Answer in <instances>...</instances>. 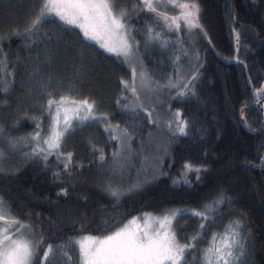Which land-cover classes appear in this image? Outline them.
Listing matches in <instances>:
<instances>
[{"label": "snow or ice", "instance_id": "snow-or-ice-1", "mask_svg": "<svg viewBox=\"0 0 264 264\" xmlns=\"http://www.w3.org/2000/svg\"><path fill=\"white\" fill-rule=\"evenodd\" d=\"M228 15L235 24V16L231 12ZM134 18L138 25L131 23ZM72 33L74 41L69 39ZM231 35L235 55L225 59L236 60L246 68L239 57L245 37L236 27L231 28ZM13 36L24 41L32 57L24 69L30 86L17 98L12 97V92L17 83L13 70L18 65L8 60L2 47L3 41ZM201 38L208 45L203 53L198 46ZM89 48L96 49L97 55L111 54L108 58L127 66L131 76L118 78L119 93L114 106L120 115H143V121H125L122 126L113 122V113L102 111L99 98L83 95L76 99L59 92L65 84L48 70L53 56L72 50L74 77L80 79L94 66L95 56L87 51ZM209 49L214 50L215 45L201 23L199 0H135L131 4L126 0H29L23 26L13 25L0 31V105L5 116L12 117L9 121L0 116V178H15L29 167L50 173L58 188L57 198L66 199L83 183L80 176L86 167L78 162L75 149L67 147L68 141L85 129L100 127L107 134L105 143L114 147L110 154L106 153L89 135L85 140L92 157L88 166L97 165L93 185L118 209L121 201L169 176L164 170L165 158L169 169L175 165L169 144L178 137H188L194 126V119L172 105L201 99L199 88ZM153 50L166 57L171 71L157 74L146 68L142 52ZM245 83L257 103L264 100V83L253 84L251 76L246 77ZM68 91L74 88L69 87ZM31 96L40 98L37 107L26 105L25 97ZM259 107L264 114V104ZM245 108L246 104L239 113L243 127L264 137V121L259 129L253 128L255 121L248 122ZM45 113L51 118L47 126L41 119ZM21 117L30 120L34 127L23 135H13ZM145 124L149 128L147 138L141 137ZM153 128L166 130L168 137L167 141L156 142L154 148ZM196 132L201 141L210 135L204 125ZM259 147L264 148V139ZM208 156L209 149L205 147L199 160L184 158L172 185L199 186L205 174L212 171L211 165L205 163ZM258 159L264 171V153H259ZM243 164L257 166L246 159ZM230 188L220 182L192 206L137 215L116 211L111 216L101 215L98 222L79 211L67 213V219L59 218L61 213L54 219L33 210L17 211L0 194V264H52L57 254L63 264H71L73 258L65 249L73 238L66 240L57 234L63 227L75 228L77 224L79 231L87 233L76 241L79 264H248L253 232L246 214L241 212L226 220L223 217L236 203ZM40 200L36 198V203ZM83 201L87 203L88 197L84 196ZM100 211L106 212V206H101ZM185 218L193 220L195 228H184L181 221L186 224ZM92 223H96L98 234L85 227Z\"/></svg>", "mask_w": 264, "mask_h": 264}, {"label": "trees", "instance_id": "trees-1", "mask_svg": "<svg viewBox=\"0 0 264 264\" xmlns=\"http://www.w3.org/2000/svg\"><path fill=\"white\" fill-rule=\"evenodd\" d=\"M126 2L131 4L135 0H126ZM28 3L29 0H0V31H6L13 25L22 27ZM199 3L201 23L211 37L215 49H209L206 54L207 64L199 88L201 99L172 105L173 109L181 108L186 117L194 119V126L188 137H178L170 142L169 151L175 159V165L169 169V161L165 158L164 170L169 172V176L161 177L158 182L148 186L138 195L121 201L119 208L114 209L113 201L100 194L93 185L97 165L93 163L88 166L92 157L85 140L89 135L93 136L98 146L105 148L106 153L109 154L114 145L105 143L107 134L102 128L93 127L85 129L83 133H77L68 141L67 147L75 149L78 162H83L86 167L80 176L83 183L70 191L66 199L57 198L58 188L52 182L50 173L45 174L29 167L15 178L10 177L7 181L0 178V194L5 196L14 210L22 212L33 210L44 216L51 215L54 219L58 218V213L62 214L59 218L67 219V213L79 211L85 212L88 219L98 222L101 215L111 216L116 211L137 215L144 212L156 213L171 207L192 206L208 194L217 183L224 182L226 185H231L230 191L236 196V203L223 214V217L226 220L231 215H239L241 212L246 214L247 223L253 232L252 254L248 258V264H264V171L259 167L258 159V154L264 153V148L259 147L264 137L245 129L239 117L241 107L246 104V118L249 123L255 121L252 123L253 128L259 129L261 121H264V114L259 107L264 100H259L257 103L251 94V87L245 83L248 76L252 77L253 84L264 83V0H199ZM229 12L235 16L237 21L235 24L229 19ZM131 23L138 25L135 18ZM232 27H236L245 37L241 40L239 57L247 65L246 68L236 60L225 59L235 55ZM69 39L74 41L75 33H72ZM201 45L199 43L198 46L203 53L208 45L207 42ZM2 47L8 60L18 65L13 70L17 83L12 97H21L25 89L30 86L24 69L25 64L31 63L32 57L24 47V41L19 37L13 36L10 40H4ZM87 51L95 56L94 66L87 76L80 79L74 77L72 50L66 54L53 56L52 66L48 70L56 78L63 79L65 87L59 89V92L76 99L83 95L99 98L102 111L113 113V122H118L122 126L125 121H143V115L139 117L120 115V110L114 106L119 93L118 78L123 76L129 79L131 76L127 66L121 65L115 58H108L111 54L97 55L96 49L93 48ZM142 57L144 65L150 72L160 74L171 71L169 61L158 50L150 53L142 52ZM69 87H73L74 91L69 92ZM39 99L38 96L25 97V103L37 107ZM0 116H4L9 121L12 119L11 116H5L2 105H0ZM41 119L47 126L51 118L45 113ZM201 125L210 129V135L204 141L197 139L196 128ZM33 127L34 124L30 120L21 117V122L13 131V135H23L30 132ZM148 131L149 128L145 124L141 137L147 138ZM153 138V148L156 142L168 139L161 131L159 133L155 131ZM137 139L139 140L140 137ZM205 147L209 149L205 163L211 165L212 171L205 174L203 182L192 188L173 186L172 178L176 177L180 162L184 158L199 160ZM245 159L257 166L255 168L244 166ZM131 178H135V169ZM84 196L88 197L87 203L83 201ZM43 197L48 199L43 200ZM36 198H41L39 203H36ZM21 204L24 205L22 209L19 208ZM101 206H106L107 211L102 213ZM185 219L186 224L184 220L181 221L184 228L188 231L195 228L193 220ZM85 227L92 234H98L95 231L96 223L86 224ZM79 229V224L75 225V228L63 227L57 234L65 237L66 240L68 237L73 238L67 242L66 248L68 246L75 248V264H79V245L76 241L80 236L87 234ZM52 264H63L62 257L57 254Z\"/></svg>", "mask_w": 264, "mask_h": 264}, {"label": "rangeland", "instance_id": "rangeland-1", "mask_svg": "<svg viewBox=\"0 0 264 264\" xmlns=\"http://www.w3.org/2000/svg\"><path fill=\"white\" fill-rule=\"evenodd\" d=\"M180 35H183V33H181ZM205 42L206 41H204L202 38H201V41H200V43L202 44L201 46H203V44H205ZM61 122H62V117H61ZM162 132L163 134H165L166 135V130H160V131H157L156 129H154L152 132H153V137H154V132ZM66 251H68L69 252V254L72 256V262H71V264H75L76 262H75V248L73 247V246H68L66 249H65ZM78 250H79V247H78ZM79 252V251H78ZM59 256H61L60 254H58Z\"/></svg>", "mask_w": 264, "mask_h": 264}, {"label": "flooded vegetation", "instance_id": "flooded-vegetation-1", "mask_svg": "<svg viewBox=\"0 0 264 264\" xmlns=\"http://www.w3.org/2000/svg\"><path fill=\"white\" fill-rule=\"evenodd\" d=\"M262 104H264V101L262 102Z\"/></svg>", "mask_w": 264, "mask_h": 264}, {"label": "water", "instance_id": "water-1", "mask_svg": "<svg viewBox=\"0 0 264 264\" xmlns=\"http://www.w3.org/2000/svg\"><path fill=\"white\" fill-rule=\"evenodd\" d=\"M240 123H241V121H240ZM242 124V123H241ZM243 126V125H242ZM246 129V128H245Z\"/></svg>", "mask_w": 264, "mask_h": 264}]
</instances>
